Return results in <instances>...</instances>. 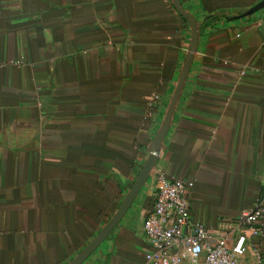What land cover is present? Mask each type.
<instances>
[{
    "label": "crops",
    "instance_id": "obj_1",
    "mask_svg": "<svg viewBox=\"0 0 264 264\" xmlns=\"http://www.w3.org/2000/svg\"><path fill=\"white\" fill-rule=\"evenodd\" d=\"M177 1L192 55L172 0H0V264H69L96 238L186 65L148 180L81 264H150L160 171L193 183L192 222L245 235L242 264H264V233L235 228L264 201V10L246 15L261 0Z\"/></svg>",
    "mask_w": 264,
    "mask_h": 264
},
{
    "label": "built area",
    "instance_id": "obj_2",
    "mask_svg": "<svg viewBox=\"0 0 264 264\" xmlns=\"http://www.w3.org/2000/svg\"><path fill=\"white\" fill-rule=\"evenodd\" d=\"M158 100L159 96L154 94L151 104ZM154 182L153 207L142 225L152 248L148 256L150 264H242L245 235L237 234L233 240L215 238L203 225L192 222L188 204L192 182L169 177L161 171L154 176ZM262 185L264 188V180ZM235 228L248 231L253 238L262 237L264 201L257 200L254 207L242 210Z\"/></svg>",
    "mask_w": 264,
    "mask_h": 264
},
{
    "label": "water",
    "instance_id": "obj_3",
    "mask_svg": "<svg viewBox=\"0 0 264 264\" xmlns=\"http://www.w3.org/2000/svg\"><path fill=\"white\" fill-rule=\"evenodd\" d=\"M172 1H173V4L175 5L177 11L179 13H181L186 18V20L189 22V25L192 28V37H191L190 46H189V52L192 55L195 52L197 45H198V40H197V36H196V30H195L193 18L191 16H187L184 14V12L181 8V5L177 0H172ZM261 10H264V0H261L258 4H256L254 7H252L246 13V15H251V14H254V13L261 11ZM187 68H188V66L186 65L182 71V74H181L180 80H179V84H178L177 89L173 95L171 102H170L168 111L165 115V118L162 122V125L159 129V132L149 146V149H148L149 156H148L147 160L145 161V163L143 164L136 180L133 183L132 188L124 197V199H123L119 209L117 210V212L109 220V222L100 230V232L98 233L96 238L93 241H91L77 256H75V258H73V260L69 264H81V263H83L92 254V252L109 236V234L114 230V228L120 222V220L122 219L124 214L128 211L129 207L132 205L133 201L135 200L136 196L140 192L141 188L143 187V185L148 180V178L151 174V171H152V169L156 163V159H157L156 158V151H157L158 147L161 145V143H162V141L166 135V132H167V129L169 126V122H170V117H171L175 102L177 100L179 89L181 87L182 81L186 75Z\"/></svg>",
    "mask_w": 264,
    "mask_h": 264
}]
</instances>
